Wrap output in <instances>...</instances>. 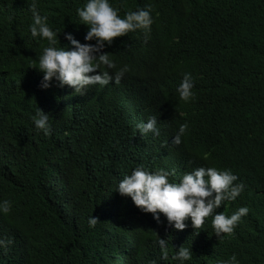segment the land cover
I'll return each mask as SVG.
<instances>
[{"label":"trees","instance_id":"trees-1","mask_svg":"<svg viewBox=\"0 0 264 264\" xmlns=\"http://www.w3.org/2000/svg\"><path fill=\"white\" fill-rule=\"evenodd\" d=\"M110 2L122 17L151 5V31L114 38L103 51L129 71L119 84L79 94L55 78L41 87L43 73L32 65L47 40L31 35L32 0H0V200L11 201L0 212V238L12 241L0 247V264H180L173 256L182 245L192 253L184 264L233 254L240 264H264V0ZM85 3L37 0V7L59 39L72 33L95 43L77 14ZM186 72L195 82L188 102L176 91ZM40 109L49 115L47 135L32 119ZM151 116L160 134L142 135L137 125ZM185 122L182 142L173 143ZM203 162L248 185L239 197L250 214L220 239L212 218L232 214L222 205L197 231L190 219L178 230L115 190L136 167L174 169L170 180L179 182Z\"/></svg>","mask_w":264,"mask_h":264},{"label":"clouds","instance_id":"clouds-1","mask_svg":"<svg viewBox=\"0 0 264 264\" xmlns=\"http://www.w3.org/2000/svg\"><path fill=\"white\" fill-rule=\"evenodd\" d=\"M29 6L33 15V23L30 25L31 35L47 40V46L43 47L42 53L38 55V65H32L43 73L41 87H51L50 82L55 78L60 81L61 86L69 85L79 94H84L92 85L104 86L113 80L115 84H119L129 71L128 66L124 65L117 69L115 61L103 49L111 45L114 38L127 35L130 31L140 29L148 33L153 24L151 5L127 11L122 17L118 14L119 9L114 7L110 0H86L82 7L77 8V14L81 23L89 26L85 40L89 42L95 40V43H81L72 33H65L66 39H59L58 31H54L46 22L47 16L40 14L37 0H32ZM56 36L60 42H65L64 47L56 46ZM97 69L101 71L97 72ZM109 69L116 71L110 72ZM194 84L192 74L184 73L183 80L176 89L181 100L188 102L194 97ZM32 119L37 132L49 134L50 123L47 112L40 109ZM137 127L142 135L150 132L154 135L160 134L156 116H151L146 122L141 121ZM188 127L187 122L179 126L173 143L182 142V136ZM173 175H175L174 169L172 171L159 169L152 172L142 166L136 167L130 174L123 176L115 190L121 196L131 197L140 210L152 213L157 221L160 220L161 214H164L168 224L178 230L187 228L189 225L186 222L190 219L191 226L197 231L204 225L205 218L222 205L232 214L215 212L211 223L218 239L222 238V234L232 233L241 218L250 214L249 206L239 197L243 189L246 192L248 185L243 182L234 183L239 177L241 178L238 173L203 162L201 167L184 173L179 182L170 180ZM10 209V200H0V212L8 213ZM98 221L99 218L93 215L88 218L90 227H94ZM11 242L0 238V247L6 249ZM157 242L163 258L167 259V240L159 237ZM191 255V250L182 245L173 259L184 264L191 259ZM153 264L156 262L153 261ZM217 264H240V262L236 254H233L228 259L218 260Z\"/></svg>","mask_w":264,"mask_h":264}]
</instances>
